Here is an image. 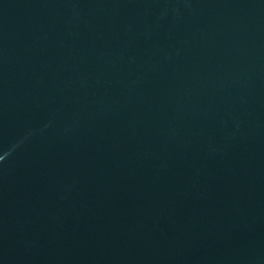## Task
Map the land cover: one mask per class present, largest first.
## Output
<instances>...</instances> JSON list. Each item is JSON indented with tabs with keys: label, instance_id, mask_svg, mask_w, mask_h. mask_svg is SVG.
<instances>
[{
	"label": "water",
	"instance_id": "obj_1",
	"mask_svg": "<svg viewBox=\"0 0 264 264\" xmlns=\"http://www.w3.org/2000/svg\"><path fill=\"white\" fill-rule=\"evenodd\" d=\"M0 264H264V0H0Z\"/></svg>",
	"mask_w": 264,
	"mask_h": 264
}]
</instances>
